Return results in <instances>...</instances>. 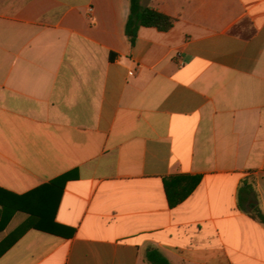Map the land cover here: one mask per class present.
Here are the masks:
<instances>
[{
  "label": "crops",
  "instance_id": "crops-1",
  "mask_svg": "<svg viewBox=\"0 0 264 264\" xmlns=\"http://www.w3.org/2000/svg\"><path fill=\"white\" fill-rule=\"evenodd\" d=\"M142 6L0 0V264H264V0Z\"/></svg>",
  "mask_w": 264,
  "mask_h": 264
},
{
  "label": "trees",
  "instance_id": "trees-1",
  "mask_svg": "<svg viewBox=\"0 0 264 264\" xmlns=\"http://www.w3.org/2000/svg\"><path fill=\"white\" fill-rule=\"evenodd\" d=\"M174 24V20L152 8L142 6V0H129V13L124 27V35L132 47L136 41L138 30L141 27L153 28L159 32L169 31ZM67 177L53 181L51 185L59 186L62 189ZM200 183L199 177L172 176L163 180L164 192L169 207H175L185 201L197 188ZM243 186L238 192V209L243 210L245 202L242 193L250 196L253 193L252 183L243 181ZM0 215L5 205L1 204ZM252 220L264 226V215L257 205L247 212ZM145 261L148 264H170L169 261L156 249H148L145 252Z\"/></svg>",
  "mask_w": 264,
  "mask_h": 264
},
{
  "label": "built area",
  "instance_id": "built-area-1",
  "mask_svg": "<svg viewBox=\"0 0 264 264\" xmlns=\"http://www.w3.org/2000/svg\"><path fill=\"white\" fill-rule=\"evenodd\" d=\"M89 11H91V9H89Z\"/></svg>",
  "mask_w": 264,
  "mask_h": 264
}]
</instances>
